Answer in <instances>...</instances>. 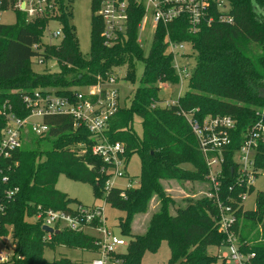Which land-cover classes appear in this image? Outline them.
I'll return each instance as SVG.
<instances>
[{
  "label": "trees",
  "instance_id": "trees-1",
  "mask_svg": "<svg viewBox=\"0 0 264 264\" xmlns=\"http://www.w3.org/2000/svg\"><path fill=\"white\" fill-rule=\"evenodd\" d=\"M72 2L62 4L60 19L64 37L59 45L42 41L45 22L0 24V139L8 125L4 108L21 118L30 114L24 95L33 94L38 88H49L65 96L70 88L94 85L98 79L106 80L116 74V69L126 66V79L136 83L137 64L143 63L142 86L131 105L120 109L112 118L108 131L111 141L123 143L128 162L136 154L140 157L139 185L113 187L105 193L109 176L103 172L104 161L92 153L94 140L90 132L86 128L75 130L72 117H46L44 121L50 126L48 135L38 138L26 134L29 141L24 142V147L12 160L0 164L12 165L11 170L7 168L0 175V198L4 199L8 190H18L6 203L5 222L13 228L12 240L19 256L11 264H81L67 257L49 262L44 257L45 249L59 245L90 252L98 249L93 238L81 232L62 230L52 233L51 239L46 237L37 218L39 209L69 214L75 211V206L83 205L57 189L62 175L92 185L95 198L104 197L106 203L125 213L119 227L124 236L130 237L125 255L127 264H142L143 257L157 253L163 242H167L171 252L168 264H213L217 257L209 253L210 247H221L225 242L219 231V210L214 200L190 196L177 203L167 194L163 182H208V166L182 111L199 119L230 116L237 121V129L223 165L221 195L226 200L228 196L237 198L244 191L243 188L229 191L236 170L232 153L240 148L243 135L256 120V113L264 108V0H231L234 23H214L196 35L188 34L182 22L171 25V38L190 41L197 64L188 80V91L170 108L153 107L161 102L159 83L180 82L167 49L164 27L157 29L146 55L137 41L141 10L132 16L129 39L115 45L105 44L101 36L103 23L94 14L88 58L80 51L71 21ZM93 4L97 12L100 0H93ZM35 46H40V50ZM38 57L56 60L61 71L36 73L33 60ZM135 117L142 121V136L133 127ZM185 165H191L192 169ZM255 166L258 176L264 172V145L257 151ZM3 175L9 177L8 183H2ZM155 196L159 209L152 215L146 233L134 234L135 217L148 211ZM237 213L235 233L241 250L255 254L251 264H264V238L253 243L250 235L240 230L243 220L259 225L264 233V191L257 194L255 210L241 207Z\"/></svg>",
  "mask_w": 264,
  "mask_h": 264
},
{
  "label": "built area",
  "instance_id": "built-area-1",
  "mask_svg": "<svg viewBox=\"0 0 264 264\" xmlns=\"http://www.w3.org/2000/svg\"><path fill=\"white\" fill-rule=\"evenodd\" d=\"M69 2L70 0H0V20L4 14L13 13L16 17L15 24L23 21L26 24L45 22L44 34L50 23L55 21L60 25V30L52 32L51 37L60 38L62 41L64 37L60 19L62 4L66 5ZM137 10L143 12L138 25L139 45L144 49L141 33L146 28V21L150 16L149 27L154 29L153 41L160 26L167 31V49L173 57V67L181 82L190 79L195 67L190 69L189 66H182L180 60L184 57H194L195 52L193 53L190 41H177L171 38V25L182 22L188 34L196 35L204 27H211L214 23H234L231 0H100L97 16L103 23L101 36L106 45L120 44L129 39L131 19ZM186 47H189L190 51L186 52ZM35 49L40 50V46H35ZM36 60L40 64L47 62L44 57H38ZM118 81V76L113 74L106 80L98 79L94 85L70 88L69 94L65 96L58 95L54 89H36L33 94L22 97L30 111L26 118L18 117L4 108L3 114L8 120V125L0 139V164L12 160L22 149L26 134L31 133L38 138L48 135L50 126L44 121L46 117L69 116L74 121L75 130L86 128L90 132L94 140L92 153L104 161L103 172L109 176L106 182L108 193L115 187L114 180L126 178L128 170L123 143L111 141L108 137L112 118L124 107L121 90L117 86ZM166 84L168 83H159V87L162 89L167 86ZM176 103L161 100L153 107L158 105L170 108ZM181 114L187 118L208 166L209 190L204 196L214 200L217 205L219 231L225 236V242L220 247L222 250L218 251V258L223 264H251L255 254H245L241 250L235 226L238 222L237 211L244 206L259 177L255 159L259 147L264 145V108L256 113V120L243 135L242 145L232 153V162L236 170L233 173L234 183L229 191L233 193L236 188H243L244 191L237 198L228 196L226 200L221 195L220 179L226 153H230L234 143L237 121L230 116H207L199 119L193 113L187 114L182 111ZM7 168L11 170L12 165L0 166V175ZM8 182L9 177L3 175L2 183ZM17 191L8 190L4 199L0 198V264H11L19 258L14 242L12 250L5 242V239L12 236V232L8 230L11 226L5 222L8 211L6 203ZM234 205L238 206L235 208ZM39 211L37 218L41 221L42 228L47 226L55 231L81 232L93 238L98 249L93 252L96 256L90 264H127L125 255L128 253L130 240L122 232L121 235L114 234L108 227L104 207L77 205L75 211L69 214L52 209ZM88 230L95 231L96 235L88 233ZM46 233L47 239H51L52 233Z\"/></svg>",
  "mask_w": 264,
  "mask_h": 264
},
{
  "label": "rangeland",
  "instance_id": "rangeland-1",
  "mask_svg": "<svg viewBox=\"0 0 264 264\" xmlns=\"http://www.w3.org/2000/svg\"><path fill=\"white\" fill-rule=\"evenodd\" d=\"M97 15V12L94 11L93 0H74L72 2V18L71 21L76 28V34L79 42V48L82 54L85 57H90L91 47H92V19L93 15ZM150 16L146 21V28L141 33V41L144 44L145 54L148 55L154 37V29L149 27ZM0 23L13 25L16 23V17L13 13L4 14L0 20ZM60 30V25L57 22H51L48 30L43 35V42L46 44H60L61 39H54L51 37V33L54 31ZM190 51L189 47H186V52ZM194 53V51H193ZM195 55V54H194ZM33 70L36 73L44 74V73H59L61 71V67L57 63L56 60H49L45 64H40L37 60H33ZM180 64L182 66H189L190 69L194 68L197 64L196 58L194 57H184L180 60ZM127 68L123 67L122 69H116V74L119 78L118 87L121 90V98L122 104L125 107H129L132 103L134 95L139 87L142 86L141 79L144 72V64H137V81L136 83H132L126 79ZM164 88H160V98L163 101H174L177 102L178 99L186 94L189 88L188 80H183V82H179L176 85L166 84ZM39 89V88H38ZM162 107V106H161ZM38 120V119H35ZM141 119L139 117H135L133 121V127L135 131L142 136L143 135V127L141 124ZM29 141V138L26 139ZM25 140V141H26ZM24 141V142H25ZM24 147V145H23ZM22 147V148H23ZM127 157V156H126ZM185 168L192 169L191 165H185ZM128 170L126 178H118L114 180V186L117 188H130V187H138L139 179L141 174V161L140 157L136 154L131 160L128 162ZM165 190L167 194L175 199L177 203H182L184 199L187 197H196L201 198L205 197L204 193L209 190L208 183H202L200 181L195 182H178L175 180L164 181L163 182ZM57 189L61 192L68 194V196L76 201L82 203L85 206H100L104 207L105 216L107 218L106 222L108 227L114 232L116 235H121V229L119 227L120 220L125 216V213L117 210L112 207L110 204L106 203L103 198H95L93 187L90 184L78 182L72 179H69L65 175L60 176ZM260 191H264V172H262L255 182L254 191L248 196V199L244 203L245 210H255L256 209V199L257 194ZM106 192V189H105ZM159 209V201L157 196H155L150 205L149 209L146 213L137 215L132 224V232L134 234H145L147 227L149 225V221L154 214ZM172 212H175V208H172ZM10 232H12L13 228H8ZM240 230L244 231V233L250 235V239L253 243L262 242L264 238L263 231L259 225L241 221ZM88 233L92 235H96L95 231L88 230ZM48 235L46 234V237ZM126 238L130 240V237ZM254 240V241H253ZM6 244L12 250L14 249V244L12 240V236H9L5 239ZM222 250L220 247H210L209 253L215 257H217L216 261L213 264H223L222 260L218 258V251ZM95 254L93 252L82 250V249H70L65 246L59 245L54 249L46 248L44 257L49 262L54 261L55 259L59 260L62 257H67L73 262L90 264L92 259L95 258ZM171 257V252L167 242H163L160 249L157 253H147L143 259L142 264H168L169 259Z\"/></svg>",
  "mask_w": 264,
  "mask_h": 264
},
{
  "label": "water",
  "instance_id": "water-1",
  "mask_svg": "<svg viewBox=\"0 0 264 264\" xmlns=\"http://www.w3.org/2000/svg\"><path fill=\"white\" fill-rule=\"evenodd\" d=\"M43 230H44L45 232H49V233H58V232H60V231H55L54 229L49 228V227H47V226L43 227Z\"/></svg>",
  "mask_w": 264,
  "mask_h": 264
}]
</instances>
